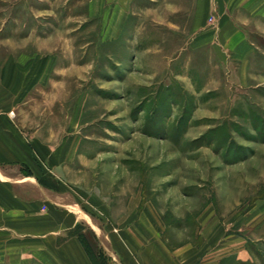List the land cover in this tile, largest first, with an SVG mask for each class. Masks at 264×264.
Returning a JSON list of instances; mask_svg holds the SVG:
<instances>
[{"label":"rangeland","instance_id":"1","mask_svg":"<svg viewBox=\"0 0 264 264\" xmlns=\"http://www.w3.org/2000/svg\"><path fill=\"white\" fill-rule=\"evenodd\" d=\"M226 4L253 45L243 63L195 42L194 0H131L114 30L85 0H0V64L19 46L54 61L39 112L72 120L81 98L69 178L87 199L133 198L174 237L218 231L235 264H264V0Z\"/></svg>","mask_w":264,"mask_h":264},{"label":"crops","instance_id":"2","mask_svg":"<svg viewBox=\"0 0 264 264\" xmlns=\"http://www.w3.org/2000/svg\"><path fill=\"white\" fill-rule=\"evenodd\" d=\"M229 1L194 0L192 32L206 51L221 49L243 63L253 54V45L232 18L235 10L226 7ZM130 3L85 0L91 17L109 21L111 30L127 18ZM41 47L34 44L29 50ZM14 49L19 54L7 56L0 64V264H101V260L107 264H235L244 260L240 242L235 244L218 231H206L200 241L196 236L180 240L174 237L178 233L174 228L167 233L148 204L140 205L133 198L121 206L106 204L96 197L87 199L84 191L72 186L69 164L76 142L69 132L79 126L81 98L72 120L64 118L68 109L60 106L39 112L33 106V93L54 61L22 53L20 46Z\"/></svg>","mask_w":264,"mask_h":264},{"label":"built area","instance_id":"3","mask_svg":"<svg viewBox=\"0 0 264 264\" xmlns=\"http://www.w3.org/2000/svg\"><path fill=\"white\" fill-rule=\"evenodd\" d=\"M10 115H11V113H10Z\"/></svg>","mask_w":264,"mask_h":264}]
</instances>
